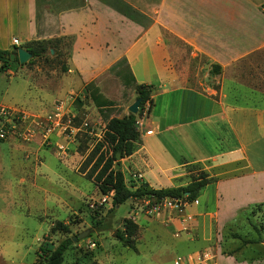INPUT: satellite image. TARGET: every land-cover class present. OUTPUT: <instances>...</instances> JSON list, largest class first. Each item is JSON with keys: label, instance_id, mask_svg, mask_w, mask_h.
Instances as JSON below:
<instances>
[{"label": "crops", "instance_id": "crops-1", "mask_svg": "<svg viewBox=\"0 0 264 264\" xmlns=\"http://www.w3.org/2000/svg\"><path fill=\"white\" fill-rule=\"evenodd\" d=\"M62 39H69L64 72L54 80L45 78L54 82L57 93L51 107L75 92L91 100L86 89L91 83L101 100L114 102L101 109L115 106L114 89L125 88L122 112L128 114L136 93L111 70L124 59L135 83L153 87L146 114L150 126L143 136L159 138L148 143L140 135L126 158L142 175L141 182L174 187L187 184L198 171L213 178L188 204L193 219L187 229L182 230L174 212L155 216L134 209L127 217L137 224V252L147 238L159 246L153 255L157 262L163 254L173 260L176 254L213 246L240 212L264 202V0H0L1 49L27 50L31 41L52 40L60 50ZM4 142L15 156L25 157L20 182L49 177L37 169L47 167L40 153L44 147L13 138ZM70 157L55 156L61 182L62 172L72 167ZM119 164L125 172L124 163ZM66 187L67 199L60 185L59 201L69 210L86 193L73 179H67ZM114 232L95 231L93 247L101 249ZM228 240L217 244L216 264H264L260 257H236L239 246ZM259 243L264 245V239Z\"/></svg>", "mask_w": 264, "mask_h": 264}, {"label": "rangeland", "instance_id": "rangeland-1", "mask_svg": "<svg viewBox=\"0 0 264 264\" xmlns=\"http://www.w3.org/2000/svg\"><path fill=\"white\" fill-rule=\"evenodd\" d=\"M68 42L69 39H62L61 49L59 50V45L54 44L52 41L47 45L46 52L42 56L34 58L30 63H28L30 59L23 64L11 60L9 71L7 73L0 71V105L22 109L24 112L27 111L26 113L30 118L33 115L49 111L51 100L57 93L54 82L45 78L49 77L54 80L64 72L63 67H65ZM116 88L114 89L113 98L115 106L111 108L97 109L91 100L84 97L81 92L69 94L67 97L70 95L74 97L71 106L73 109L79 108L80 113L78 115L80 119L88 118L90 121L104 125L108 118L123 115V102L127 101V90L125 88L121 89L119 86ZM118 91H121L122 94L120 95ZM76 99H81L84 107H79ZM147 108L148 103L145 105L144 113L137 118L142 119V125L141 127L137 126V129L139 137L142 135L143 141L155 143L159 138L157 134L143 136L145 128L150 126L146 120ZM78 138V143L69 145L72 167H70V170L62 172V182L55 175L60 171V164L55 158V156H58L54 144L45 143L38 136L31 141L15 139L23 143L36 142L45 148L40 153L45 155L47 167L38 166L37 169L38 172L45 170L49 176L44 179V176L37 175L34 181L25 179L20 182V159L24 158L25 160V157L21 156L20 152L18 156H15V151L10 150L9 145L4 142L5 140H0V264H43L42 259H36L38 247H52L65 235L61 231L50 232L56 220L67 223L73 235L85 229L89 230L91 224L99 219L105 225H108L109 232H112L115 231L116 227L122 229L124 219H130L127 216L134 213V209L137 211L142 206L138 199L133 198L131 201L130 199L126 200L113 210L110 209L111 194H101L93 178L87 177V173L90 171L98 153H95L90 160L89 158L95 147L88 145V137L79 136ZM101 149L105 151L107 156H110V148L103 146ZM167 153L169 160L172 161L174 159L173 152L168 150ZM127 157L116 158L115 162L124 163V174L127 183L137 185L142 178L130 181L131 174L140 173L132 163L127 162ZM29 158L33 160V156ZM67 179H73L77 185L79 184L85 189L86 193V195H81L77 204L71 202L72 208L69 210L59 201L60 185H62V197L67 199L66 190H63L67 188ZM187 180L185 179L182 182ZM179 182H174V184ZM66 202L69 203V200ZM144 209L146 208L143 207L142 211ZM245 213H239L235 222L231 225L232 229L224 232L223 241L219 240V243L217 241L213 245V249L217 251V244L224 246V242L230 236L232 239L228 242L239 246L233 253L236 257L247 260L259 257L264 259V245L259 243L260 239H264V205L258 210H254V212L248 209ZM245 216L249 217V220ZM254 227H257V229ZM95 231L97 230L93 229L92 234ZM232 233H237L240 238L232 237ZM87 235L73 241V245L65 253L64 264L73 262L74 257L88 251H95L97 256L101 257L103 264H173L171 255L163 254V259L160 262L154 259L155 256L153 255L158 251L159 246L154 245V241L149 238L139 244L138 248L140 250L137 252V250L123 246L119 240L113 237L104 239L101 249H96V245L91 249L89 241L95 238ZM243 239H254L257 242H250L245 245ZM154 249L157 250L154 251ZM223 252H226V250ZM157 255L159 257L162 254Z\"/></svg>", "mask_w": 264, "mask_h": 264}, {"label": "trees", "instance_id": "trees-1", "mask_svg": "<svg viewBox=\"0 0 264 264\" xmlns=\"http://www.w3.org/2000/svg\"><path fill=\"white\" fill-rule=\"evenodd\" d=\"M49 43H52V40L31 41L27 43L25 47L32 54V58L28 63L34 58L42 56L46 52ZM8 54V50L0 48V71L4 73L10 66L11 59L7 56ZM12 61L18 62V59L14 58ZM111 70L121 78L124 86H133L136 99L140 98V103L136 114L129 112L121 117L112 116L106 120L103 140L97 143L89 158L91 160L95 153H98L90 171L87 173V177L93 178L101 194L111 193V210L126 200L133 198L154 197L160 199L164 197H184L186 200L192 201L202 187L213 181V178L209 177L207 173L203 171H198L192 175L190 181L185 185L153 188L146 182H140L137 185L129 184L126 181L124 172L121 169H115L117 163L115 162L116 153L119 151L121 157H125L132 154L137 147L140 137L136 121L137 118L142 115L144 106L147 103L149 106L151 105V92L153 87L148 84L135 83L133 75L124 59H120L115 63L111 67ZM86 89L89 92V97L98 108L101 109L102 106H111L114 104L113 101L107 99L101 100V97L96 94V90L93 89L91 83L86 85ZM103 146L111 149L110 156H107L105 151H102L101 148ZM130 181L132 180L130 179ZM262 205H264V202L257 203L249 209H251V212H254V210H258ZM246 218L249 220V217L246 216ZM108 228V225H105L101 219L96 220L91 224L89 229L90 232L87 236H91L93 229L106 230ZM254 228L257 229V227ZM136 230L137 224L135 222L131 219H124L122 229H116L114 237L119 240L122 245L136 250L134 241ZM55 231H61L65 235L52 247L39 246L36 251V259H42L43 264H64L65 253L73 245L72 236L77 234H71L68 224L61 220H56L51 227L50 232ZM232 237L240 238V235L232 233ZM250 242H257V240L243 239V244ZM69 264H97V262L93 259V252L88 251L74 257L73 262Z\"/></svg>", "mask_w": 264, "mask_h": 264}, {"label": "built area", "instance_id": "built-area-1", "mask_svg": "<svg viewBox=\"0 0 264 264\" xmlns=\"http://www.w3.org/2000/svg\"><path fill=\"white\" fill-rule=\"evenodd\" d=\"M73 100L74 97L71 95L65 99H57L49 111L33 115L32 118L22 109L0 105V140L14 138L31 141L38 136L43 142L54 144L57 156L60 158H65L71 154L69 145L78 143L79 136L88 137V145L95 147L97 143L103 140L105 124L100 125L98 122L88 120V118L80 119L78 113L71 106ZM148 109L149 104L146 109L147 112ZM144 111L145 106L142 114ZM141 121L142 119H137L136 125L138 127H141ZM141 178V174L130 176L131 180ZM138 201L142 204L139 209L143 210V207H145L144 212L150 215L159 216L163 211L176 213L182 225V230L187 229V222L193 219V215L186 210L190 201L184 197H164L160 199L142 197ZM89 246L93 247L94 242L89 241ZM216 257V251L213 246H210L184 255H176L172 263L216 264Z\"/></svg>", "mask_w": 264, "mask_h": 264}, {"label": "water", "instance_id": "water-1", "mask_svg": "<svg viewBox=\"0 0 264 264\" xmlns=\"http://www.w3.org/2000/svg\"><path fill=\"white\" fill-rule=\"evenodd\" d=\"M11 60H13L14 58L18 59V62L23 64L25 62H27L29 59L32 58V54L31 52H29L28 50L24 49L23 47H17L16 50L14 51H10L9 54L7 55ZM139 103H140V98L135 99L128 107V111L130 113L136 114L138 111V107H139ZM121 157L120 152L118 151L116 153V158ZM115 169H121L120 168V164L119 162L116 163L115 165ZM89 230L85 229L79 233H77L75 236H72V241H75L77 239H81L86 237V235L88 234Z\"/></svg>", "mask_w": 264, "mask_h": 264}]
</instances>
